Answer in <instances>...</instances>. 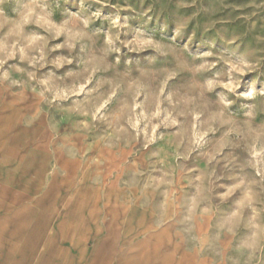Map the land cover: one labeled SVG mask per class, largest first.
I'll use <instances>...</instances> for the list:
<instances>
[{
	"label": "rangeland",
	"instance_id": "1",
	"mask_svg": "<svg viewBox=\"0 0 264 264\" xmlns=\"http://www.w3.org/2000/svg\"><path fill=\"white\" fill-rule=\"evenodd\" d=\"M0 264H264V0H0Z\"/></svg>",
	"mask_w": 264,
	"mask_h": 264
}]
</instances>
